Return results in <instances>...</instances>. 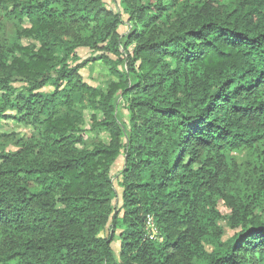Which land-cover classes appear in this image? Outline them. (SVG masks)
I'll list each match as a JSON object with an SVG mask.
<instances>
[{"label": "trees", "instance_id": "obj_1", "mask_svg": "<svg viewBox=\"0 0 264 264\" xmlns=\"http://www.w3.org/2000/svg\"><path fill=\"white\" fill-rule=\"evenodd\" d=\"M4 4L18 38L37 44L0 58L6 105L15 81L28 92L18 98L28 117L67 93L87 96L109 142L78 150L71 122L47 118L52 157L0 154V264H264V217L255 212L264 203V0H120L132 29L124 42L120 12L101 0ZM80 48L122 64L112 66L117 82L105 91L83 84L79 71L93 60L67 65ZM50 82L66 89L49 101L34 94ZM258 149L257 203L238 205L239 231L228 242L211 239L212 215L203 211L220 199L231 205L216 191L228 178V155ZM122 153L118 200L110 167ZM147 217L161 241L147 237Z\"/></svg>", "mask_w": 264, "mask_h": 264}, {"label": "rangeland", "instance_id": "obj_2", "mask_svg": "<svg viewBox=\"0 0 264 264\" xmlns=\"http://www.w3.org/2000/svg\"><path fill=\"white\" fill-rule=\"evenodd\" d=\"M141 1L143 4H146L148 0ZM101 2L106 8L114 12H120L123 25L119 27L118 31L121 41L124 42V36L129 35L132 29L127 16L122 12L120 0H101ZM214 4H217V1H214ZM8 8L5 4L0 5V58L6 60V62L9 61L10 50H13L15 46L37 45L32 40L18 38V25L9 16ZM101 54L102 52L80 48L75 52L73 61L70 60L67 65L70 68L84 60H93L79 71L82 83L95 90L105 91L110 84L117 82L116 75L112 72V66L116 65L111 66L98 59ZM107 56L112 63L115 64L117 62L116 57L112 55ZM115 68L118 71L123 70V66L120 63ZM12 87L16 89V92L13 96L9 97V105H6L4 95L0 93V154L19 152L25 155L28 160L38 157H52L53 152L56 151V147L55 143L52 142V137L44 130V121L47 118H67L71 122L74 128L71 136L77 140L75 145L78 150H90L100 144H108L109 136L107 132L93 125L94 121L100 120V114L91 108L87 96L74 92L67 93V97L62 98V103L58 101L54 107L49 104L43 114L28 117L25 111H20L21 103L18 104L21 101L20 97L27 98L28 92L23 90L22 87L24 86L18 81H15ZM65 89V83L58 85L57 82H50L44 88L35 91L34 94L42 95L49 101V98L53 94L56 96L59 94L56 93L57 91L61 92ZM116 106L119 123L124 132L127 133L130 124L128 112L119 99L116 100ZM261 151V149H258V151L233 152L228 155L231 159L228 178L217 186L216 191L222 197L228 199L231 205H227L224 199H220L216 202L213 209L207 208L203 211V213L212 215L214 228L210 230L211 239L217 240L220 243L228 242L239 231L232 224L234 211H236L238 205L243 202V205L247 204L249 208L257 203L253 199L263 169L261 168V163L256 158V153H260ZM124 161V154L122 153L110 167V177L118 195V200L121 193L120 181L121 172L125 166ZM255 210L256 213L264 217V203L261 205L259 203ZM148 220H150V224L145 222L147 237L161 241L162 234L160 229L155 224L153 218L150 217ZM2 241L3 235L0 234V244ZM212 244L214 243L211 241H205L203 246L206 250H211ZM111 248L117 260L120 252V240L117 236L114 237Z\"/></svg>", "mask_w": 264, "mask_h": 264}, {"label": "built area", "instance_id": "obj_3", "mask_svg": "<svg viewBox=\"0 0 264 264\" xmlns=\"http://www.w3.org/2000/svg\"><path fill=\"white\" fill-rule=\"evenodd\" d=\"M147 218L149 219L150 217H147ZM148 219L146 220V222H148V224H150V220H148ZM150 239H151V238H150Z\"/></svg>", "mask_w": 264, "mask_h": 264}]
</instances>
